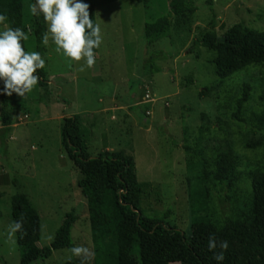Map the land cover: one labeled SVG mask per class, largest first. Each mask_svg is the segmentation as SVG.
<instances>
[{
	"label": "rangeland",
	"instance_id": "rangeland-1",
	"mask_svg": "<svg viewBox=\"0 0 264 264\" xmlns=\"http://www.w3.org/2000/svg\"><path fill=\"white\" fill-rule=\"evenodd\" d=\"M94 1L104 37L95 65L79 71L83 61L70 63L50 41L41 54L50 85L38 83L28 93V112H16L10 133L4 134L0 122V264H21L19 233L15 243L8 239L11 202L17 194H26L39 212L40 247L50 246L66 215L74 213V245L94 252L91 216L78 186L81 173L62 140L63 118L72 114L81 117L91 156L109 151L133 158L146 216L164 219L190 237L195 218L207 217L221 225L226 217L237 219L248 212L249 173L263 163V150L248 144L264 138V131L251 120L262 109L264 66H249L222 80L212 64L214 52L195 44L208 32L222 37L236 24L264 31V0H192L197 11L186 18L173 15L165 32L150 42L145 25L167 15L171 0ZM34 2L24 0L27 26L34 17L29 4ZM26 51L38 52L33 34ZM244 83L253 91L245 107L247 121L239 122L232 116ZM207 87L212 91L202 96ZM105 106L111 110L97 121L94 111ZM2 107L0 98V115ZM230 150L239 160L238 180L222 189L208 179V210L194 214L190 191L198 185L200 163H211ZM48 235L54 239L48 240ZM70 255L68 249L57 250L39 264H64ZM89 264H95V253Z\"/></svg>",
	"mask_w": 264,
	"mask_h": 264
},
{
	"label": "trees",
	"instance_id": "trees-1",
	"mask_svg": "<svg viewBox=\"0 0 264 264\" xmlns=\"http://www.w3.org/2000/svg\"><path fill=\"white\" fill-rule=\"evenodd\" d=\"M149 0H145L148 2ZM90 5V18L96 22L95 1L83 0ZM170 12L156 21L145 25V37L150 42L162 35L169 26L170 18L190 17L197 11L192 0H171ZM0 14H6L10 27H20L36 38L40 54L44 51L43 33L47 24L43 16H34L31 25L24 23V0H0ZM195 45L214 52L212 64L216 75L224 80L233 77L249 66H264V31H257L242 24L229 28L220 37L214 32L206 33ZM26 51V41H22ZM27 52V51H26ZM95 54L98 49L94 50ZM158 54V53H157ZM158 72L161 69L152 67ZM39 85L46 86L48 80L44 69H38ZM261 111L254 113L251 120L259 131H264V77L261 79ZM0 81L2 111L0 122L4 134L10 133L16 120V112L27 114L28 94L21 98L3 94ZM212 88L207 87L202 96H208ZM253 87L244 83L240 97L236 100L233 119L246 122L245 107L252 97ZM62 140L69 158L80 171L79 189L87 201L91 216L92 239L95 264H218L213 252L208 250L211 235L227 240L228 250L220 264H264V138L251 142V149L263 150V163L249 174L252 199L248 212L241 218L226 217L221 225L209 218L194 219L191 236L188 237L177 227L167 224L164 219L150 218L142 213L140 194L142 187L135 172L132 157L122 152L105 151L98 156L89 153L88 133L79 115L63 118ZM191 169L193 164H190ZM239 160L233 151L220 153L211 163L202 161L195 180L197 186L190 191L194 214L208 210L207 197L210 192L206 185L214 179L222 189L232 187L238 180ZM211 168V169H210ZM12 219L23 218L25 234L17 236L21 251V264H39L49 259L54 251L69 249L74 245L72 229L78 220L74 213L66 215L56 237L48 247H40L42 223L39 212L26 194L12 197ZM167 214H164L166 218ZM220 249L217 248L216 251ZM78 264L73 257L71 262Z\"/></svg>",
	"mask_w": 264,
	"mask_h": 264
},
{
	"label": "clouds",
	"instance_id": "clouds-1",
	"mask_svg": "<svg viewBox=\"0 0 264 264\" xmlns=\"http://www.w3.org/2000/svg\"><path fill=\"white\" fill-rule=\"evenodd\" d=\"M90 5L83 0H35L29 4L31 15L43 16L47 30L43 33L42 43L48 46L51 41L57 53L69 59V62H80L79 71L92 68L96 63L95 49L103 43L101 24L90 18ZM6 14H0V81L3 82V94L12 96L15 93L23 98L35 89L40 80L38 69L45 68V60L36 51L26 52L22 41L29 39L28 33L20 28H12L6 23ZM25 234L23 218L14 220L8 226V239L15 243L16 234ZM48 240L54 239L52 235ZM208 250L213 252V259L220 264L225 260V252L229 248L227 240L219 244L214 235L208 240ZM219 248V251H216ZM71 253L68 261L73 257L80 259V264H89L94 252L87 246L77 245L68 249Z\"/></svg>",
	"mask_w": 264,
	"mask_h": 264
},
{
	"label": "crops",
	"instance_id": "crops-1",
	"mask_svg": "<svg viewBox=\"0 0 264 264\" xmlns=\"http://www.w3.org/2000/svg\"><path fill=\"white\" fill-rule=\"evenodd\" d=\"M47 85H50V82L48 81V83H47ZM120 108H122V107H113L112 108V110L114 109H116V110H118V109H120ZM107 110H111L108 106H105V107H101V109H98L97 111H94V114H93V117H95V119L97 120V121H99L100 120V118L102 117V116H104L105 115V113H107L108 111ZM74 114H72V115H70V116H73ZM99 125V123H96V125L92 128V130H91V132L92 133H96V130H97V126ZM90 132V133H91Z\"/></svg>",
	"mask_w": 264,
	"mask_h": 264
},
{
	"label": "built area",
	"instance_id": "built-area-1",
	"mask_svg": "<svg viewBox=\"0 0 264 264\" xmlns=\"http://www.w3.org/2000/svg\"><path fill=\"white\" fill-rule=\"evenodd\" d=\"M147 97H149V95Z\"/></svg>",
	"mask_w": 264,
	"mask_h": 264
}]
</instances>
